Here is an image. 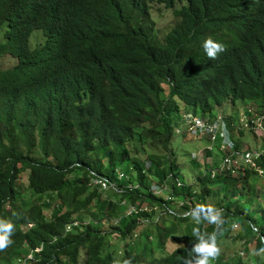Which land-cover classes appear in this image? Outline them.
Wrapping results in <instances>:
<instances>
[{
    "label": "trees",
    "instance_id": "16d2710c",
    "mask_svg": "<svg viewBox=\"0 0 264 264\" xmlns=\"http://www.w3.org/2000/svg\"><path fill=\"white\" fill-rule=\"evenodd\" d=\"M225 1L0 5V62L6 55L18 60L0 64V219L14 225L0 264H182L195 242L193 228L214 230L185 218L196 204L223 209L217 244L226 238L242 249L230 257L220 252L210 264H264L253 255L264 247V153L256 168L235 172L194 159L199 173L185 183L171 146L175 135L199 139L175 132L183 113L211 120L224 101L249 109L243 117L221 116L235 149L251 148L242 135L254 134L255 120L264 131V6L244 11V26L235 29L220 27L210 14ZM27 3L43 8L39 18L50 25L43 43L32 47L38 24ZM155 4L171 11L163 30L152 17ZM208 37L224 46L214 60L202 47ZM260 138L255 148L264 150V133ZM156 141L164 153L138 145ZM94 175L117 188L99 191ZM174 236L180 243L166 249Z\"/></svg>",
    "mask_w": 264,
    "mask_h": 264
},
{
    "label": "clouds",
    "instance_id": "9594fccd",
    "mask_svg": "<svg viewBox=\"0 0 264 264\" xmlns=\"http://www.w3.org/2000/svg\"><path fill=\"white\" fill-rule=\"evenodd\" d=\"M9 1L10 0H0V5L4 3L3 5L5 6ZM27 6L33 12L34 19L38 24V28L34 30V33L40 35V40L38 42L32 43L29 41L30 46L32 47L43 43L46 34L50 33V25H46L45 22L39 18L43 12V8L33 9L29 7L28 3ZM263 6L264 0H226L225 4L219 3L211 8L210 14L212 15L214 22L220 27L231 26L235 29H239L240 26L242 28L244 26V21L242 20V18H244V11H256ZM202 47L207 57L213 60L217 58L218 54L224 51V46L213 40L211 37L206 38L202 42ZM6 56L11 57L9 55ZM11 59L18 62L17 59L12 57ZM247 110L249 109H247L246 106L245 112ZM184 216L185 218L190 216L197 225H199L201 221H206L208 224L214 226V230L211 233H208L206 231L201 232L199 227L193 228L192 236L194 237L195 242L189 251V255L187 257H181L182 264H210L211 260L216 259L220 255L217 239L218 236L223 233V225L225 223L223 209L212 204H196L191 211L185 213ZM13 234L14 225L10 221L0 219V251L5 250L13 243L11 239ZM253 255L264 258V247L254 250ZM116 264H119V262L117 261ZM123 264H132V260L125 259Z\"/></svg>",
    "mask_w": 264,
    "mask_h": 264
},
{
    "label": "rangeland",
    "instance_id": "374dc122",
    "mask_svg": "<svg viewBox=\"0 0 264 264\" xmlns=\"http://www.w3.org/2000/svg\"><path fill=\"white\" fill-rule=\"evenodd\" d=\"M152 17L156 20V27L159 30H163L167 27V24L172 21L171 11L167 10L163 5L155 4L152 9ZM40 40V35L33 33L30 41L33 43H36ZM16 60H12L8 56H4L0 62L1 65H9L15 64ZM245 102H236L235 106H232L227 101L223 102L222 107L215 108L214 112L216 114H219L217 118H220L222 114H242L241 117H243V113L246 110V104ZM197 115L201 117L202 115L197 112ZM207 116V115H206ZM206 118V117H205ZM244 122H246V117L244 119ZM243 124V123H242ZM239 125H241L239 123ZM238 129H235V135L238 137L240 136L237 133ZM176 132V131H175ZM254 134L249 132L248 130L244 132V135L242 137L244 138L245 144L244 147H251L255 148V146L261 145V136L263 134L262 128L257 127L255 130H253ZM178 133V132H176ZM179 134H181L179 132ZM187 136V135H186ZM161 142L156 141L155 143H152L153 146L149 144H138L140 146V150L142 152H148V151H156L158 153L163 152L161 148ZM172 150L175 153V160L176 163L180 169V174L182 176V181L185 183H191L193 182V179L195 176L198 175L199 171L195 169L192 166V161L195 159L197 163H205L206 165H218L220 163V158L214 153V148L211 156H207L204 154V148H212V144H208L204 139H194V140H187V138H182L180 136L175 135L172 140ZM164 190L166 192H169V189L167 187H164ZM32 192H27V196H31ZM260 199H257L256 201L259 202ZM209 203H213L214 200L209 197L208 200ZM264 207V203H261ZM179 205H174V210H178ZM157 214H161L162 210L158 209L156 207ZM92 220L91 215H85V222H89ZM93 223H96L92 220ZM146 227V225H144ZM236 228V227H234ZM179 237H171L166 245V249L172 250L180 243ZM218 247L220 249V252L226 256H234L235 254L242 255V249L240 244L232 243L230 240L226 239L223 240L218 244Z\"/></svg>",
    "mask_w": 264,
    "mask_h": 264
},
{
    "label": "built area",
    "instance_id": "2783aa9c",
    "mask_svg": "<svg viewBox=\"0 0 264 264\" xmlns=\"http://www.w3.org/2000/svg\"><path fill=\"white\" fill-rule=\"evenodd\" d=\"M179 124L180 127L175 129L176 132L179 133L181 129H185L189 135L204 139L208 144H212V148H209L210 151L213 152L214 148V153H221V156L219 157L220 163H218L216 168L213 169L215 171L235 172L241 165H248L256 168L257 160L264 153L263 148L235 149L233 141L230 139V132L226 126L227 123L221 117H216L210 120L207 118H201L198 115L193 114V112H186L181 115ZM254 124L256 125L255 129L261 127L257 120L254 121ZM259 173L261 174L263 172L260 170ZM212 175H214V173H212ZM122 177L123 174L119 173L118 178L121 179ZM92 183L94 186L98 187L99 191L103 192L112 187L117 188V186L110 182L109 179L97 175L93 176ZM160 188L161 186L156 184L151 186V189L154 192H159ZM130 209L132 210V208Z\"/></svg>",
    "mask_w": 264,
    "mask_h": 264
}]
</instances>
